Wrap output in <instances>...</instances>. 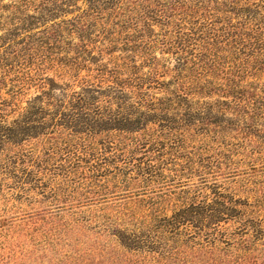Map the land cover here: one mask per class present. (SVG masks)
<instances>
[{
  "label": "trees",
  "instance_id": "16d2710c",
  "mask_svg": "<svg viewBox=\"0 0 264 264\" xmlns=\"http://www.w3.org/2000/svg\"><path fill=\"white\" fill-rule=\"evenodd\" d=\"M0 28V169L16 186L148 197L99 223L121 234L115 264H264L255 206L183 190L264 161V0H0Z\"/></svg>",
  "mask_w": 264,
  "mask_h": 264
},
{
  "label": "rangeland",
  "instance_id": "374dc122",
  "mask_svg": "<svg viewBox=\"0 0 264 264\" xmlns=\"http://www.w3.org/2000/svg\"><path fill=\"white\" fill-rule=\"evenodd\" d=\"M158 56L162 57L161 53ZM29 93L23 99V107L36 92ZM6 114L9 121L18 117L11 108H7ZM9 156L10 152L0 149V161L6 162ZM245 158L235 157L237 162ZM248 162L245 160L235 170L223 172L225 175H220L217 180L209 178L206 185L194 178L192 183L195 184L190 183L183 190L190 192L191 196L201 190L211 196V189L217 185L222 192L255 206L252 209L264 218V161ZM13 172V169H0V255L4 256L0 264H115L110 259L115 256V246L121 234L119 230L102 232L99 223L115 217L116 212L141 211L148 205L143 201L148 197L99 203L97 199L100 197L90 198L80 189L72 196L69 187H59L49 179H45L44 190L24 192L9 179L7 173ZM18 177L22 178V174ZM106 191L104 193L120 194V190L113 186ZM175 191L178 195L173 196L174 206L171 204L166 211L168 217L175 212L181 189ZM225 227L232 232L236 226L230 222Z\"/></svg>",
  "mask_w": 264,
  "mask_h": 264
}]
</instances>
